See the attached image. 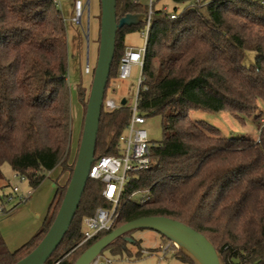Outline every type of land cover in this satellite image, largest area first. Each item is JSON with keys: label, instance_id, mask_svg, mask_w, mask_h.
I'll return each mask as SVG.
<instances>
[{"label": "trees", "instance_id": "16d2710c", "mask_svg": "<svg viewBox=\"0 0 264 264\" xmlns=\"http://www.w3.org/2000/svg\"><path fill=\"white\" fill-rule=\"evenodd\" d=\"M171 1L175 7L168 13L154 10L153 2L148 8L136 0H116L117 20L150 10L138 109L144 118H160L162 138L150 169L128 176L110 231L138 218L165 217L205 236L225 264H264V126L255 139L223 137L189 117L195 111H223L241 119L264 104V0ZM144 29L140 23L117 31L105 94L116 79L125 35ZM65 48L63 19L51 0H0V168L8 164L33 190L56 170L68 173L63 184L55 178L46 215L27 242L10 251L0 235V264H15L38 245L72 174ZM230 49L251 52L253 61L245 63L242 55L236 62ZM85 96L78 87L82 117ZM105 101L104 95L95 159L118 154L117 139L130 116L126 102L106 110ZM102 190L100 181L87 180L72 223L46 264H73L110 232L73 251L82 239L84 219L98 208H110ZM144 191V202L131 200V194ZM130 234L104 251L126 252ZM160 237L162 245L154 251L169 243ZM139 256L141 251L135 254ZM171 256L192 264L176 248Z\"/></svg>", "mask_w": 264, "mask_h": 264}, {"label": "rangeland", "instance_id": "374dc122", "mask_svg": "<svg viewBox=\"0 0 264 264\" xmlns=\"http://www.w3.org/2000/svg\"><path fill=\"white\" fill-rule=\"evenodd\" d=\"M85 7L80 24L74 23L72 11L73 0H58L60 16L64 23L65 54L67 64V78L65 85L69 89V113L71 116V144L68 164L70 165L76 158L81 131L83 108L77 97V88L85 90L87 101L92 74L96 64L99 40V0H79ZM88 1V6L86 2ZM143 7L150 8L153 2L154 10L165 9L171 13L175 5L171 0H136ZM177 11L182 10V6H176ZM145 45L141 31L128 33L124 37V46L141 49ZM233 58L238 59L244 56L245 63L253 61V54L248 51H238L230 49ZM89 72H85V70ZM140 69L138 66L131 67L130 76L125 80L115 79L109 83L105 99L119 105L125 100L126 106L131 107L138 87ZM86 103V102H85ZM237 119L227 112L207 113L195 111L189 117L194 121H202L209 126L216 128L223 137H248L255 139L258 137L259 128L264 126V104L258 103L257 108L249 113L241 115ZM147 133L148 140L154 146L158 145L162 138V131L159 117L145 118L143 125ZM258 140V139H257ZM108 142V140H107ZM73 169V168H72ZM3 176V183L0 184V235L6 247L14 251L27 242L40 228L46 215L49 204L54 196V182L57 175L59 183L63 184L68 173L59 174L56 170L46 176L36 189H29L26 181L20 179L12 172L8 164H3L0 168ZM8 184V186H6ZM13 187H17L19 192L15 196H29L25 202H19L13 196L12 200L6 202L2 196L11 192ZM147 194L136 192L131 196V200L140 203ZM131 240L137 244H126V252L113 255L109 251H104L103 256L111 260L112 264H186L167 252L165 256L162 251H154L162 245L161 237L158 233L151 230H137L130 234ZM141 251V256L135 257ZM144 252L146 254H144ZM131 256H128V255ZM185 255V254H184ZM192 264L193 261L185 255Z\"/></svg>", "mask_w": 264, "mask_h": 264}, {"label": "water", "instance_id": "95a60500", "mask_svg": "<svg viewBox=\"0 0 264 264\" xmlns=\"http://www.w3.org/2000/svg\"><path fill=\"white\" fill-rule=\"evenodd\" d=\"M88 6V1L86 2ZM99 40L96 64L85 103V115L72 174L59 209L38 245L15 264H46L72 223L84 191L95 145L110 67L114 58L116 33L123 27L137 26L147 20L145 14H127L116 19V0H99ZM122 100L120 105H124ZM110 140H108V143ZM137 230H151L164 237L194 264H225L213 244L185 224L165 217H142L113 229L88 246L73 264H90L113 242ZM131 243L132 240L126 238Z\"/></svg>", "mask_w": 264, "mask_h": 264}, {"label": "built area", "instance_id": "2783aa9c", "mask_svg": "<svg viewBox=\"0 0 264 264\" xmlns=\"http://www.w3.org/2000/svg\"><path fill=\"white\" fill-rule=\"evenodd\" d=\"M51 1L55 7L58 6V0ZM198 1L199 0H194L195 3H198ZM84 9L85 7L79 0L74 2V23L80 24ZM149 21L150 10L147 13V20L144 22L145 29L142 32L144 43L146 42L148 34ZM143 55L144 47L141 49L126 47L119 60L116 79H127L130 76L132 66H138L141 72ZM85 72L88 73L89 71L86 69ZM140 84L141 74L138 79L137 93L134 102L130 107L128 123L123 133H121L117 139L118 154L116 156H100L99 158L94 159L88 174V179L97 180L103 184L101 196L110 204V208H98L92 216L84 219L82 239L73 251L87 244L99 233L107 232L112 229L115 219L117 218L124 186L128 181V176L147 171L151 167L155 146L148 140L147 133L143 128L145 118L141 115L138 109ZM104 108L106 110H114L119 108V105H115L112 101L106 100L104 102ZM16 176L20 181H25L23 177L19 175ZM18 192V188L13 187L11 192L7 195L3 194L2 198L6 202H9L12 200L13 196L18 194ZM143 193L147 194L145 191ZM132 195L133 194H131V196ZM15 197L19 202H25L29 196ZM145 200L146 197L143 198L141 202H144ZM0 210H3V207H1ZM173 248L176 247L169 242L161 248V251L163 255H165L167 252L172 253ZM144 254L146 253L144 252ZM55 264H59V262H56ZM90 264H112V262L108 258L100 255Z\"/></svg>", "mask_w": 264, "mask_h": 264}, {"label": "crops", "instance_id": "0c3cea01", "mask_svg": "<svg viewBox=\"0 0 264 264\" xmlns=\"http://www.w3.org/2000/svg\"><path fill=\"white\" fill-rule=\"evenodd\" d=\"M76 0H73V3H72V11H73V14H74V2H75ZM1 183H3V181H0V184Z\"/></svg>", "mask_w": 264, "mask_h": 264}]
</instances>
